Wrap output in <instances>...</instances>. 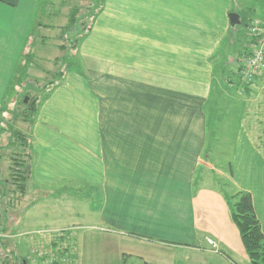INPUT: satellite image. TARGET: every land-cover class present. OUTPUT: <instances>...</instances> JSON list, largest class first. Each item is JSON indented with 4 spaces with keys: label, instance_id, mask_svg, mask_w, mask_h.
Returning <instances> with one entry per match:
<instances>
[{
    "label": "crops",
    "instance_id": "obj_1",
    "mask_svg": "<svg viewBox=\"0 0 264 264\" xmlns=\"http://www.w3.org/2000/svg\"><path fill=\"white\" fill-rule=\"evenodd\" d=\"M234 3L104 0L79 46L81 70L65 71L48 87L32 124L12 122L31 143L32 174L22 194L6 184L10 133L0 136V162L7 161L0 171V262H12L14 244L21 252L38 249L48 223L68 226L57 218L82 213L84 195L90 225L71 233L70 264H252L225 195L250 191L264 231V145L244 117L233 124L225 117L226 107H249L231 89L234 80L245 85L237 62L247 44L237 49V36L232 40L228 70L223 64L217 75L213 63L230 37ZM37 10L38 0H0L3 126L17 65L34 44ZM263 91L264 72L245 88ZM211 108L215 123L224 124H215L217 140L234 130L231 192L197 173L214 166L207 155Z\"/></svg>",
    "mask_w": 264,
    "mask_h": 264
},
{
    "label": "rangeland",
    "instance_id": "obj_2",
    "mask_svg": "<svg viewBox=\"0 0 264 264\" xmlns=\"http://www.w3.org/2000/svg\"><path fill=\"white\" fill-rule=\"evenodd\" d=\"M100 1L101 0H38V13L41 12L43 14V16L41 15V18L43 21H45V23L65 22L66 19L64 20L61 18H66L65 16L67 13L72 10L71 7L75 6L80 8L78 20L75 28L68 32L69 34H61L60 31L56 29L53 30L46 27L41 28V35L51 36V38L48 39L49 42L46 44L42 43L43 36H32L33 39L31 40H33L34 44H29V49L25 50V55L27 59L29 56L32 57L33 61H26V58H22L17 65V73L15 75L16 77H14V81L11 84V89L4 103V105L7 106V110L8 107L12 105V109L9 108L8 110L10 114L9 122L5 120L7 117L3 119L5 121L4 126L3 123L0 122V136L4 137L10 133L9 128L10 125H12L14 114L23 109V101L27 96L28 100L30 96L41 97L42 95H45V91L48 89V86H52L54 83L63 78L57 72L59 71V67L61 65L62 69L64 70L67 63L73 62L76 64L73 66V68L78 69L77 63L79 62L80 51L75 47L74 43H76L78 37L83 33V27L85 26V28H87V26L91 24L93 19L92 16H94L95 12L100 8ZM234 1L235 3L231 12H238L241 15L242 22L241 24H237L232 28L229 39L219 46L215 56L213 57V63L215 64L217 75L221 72V66L223 64L225 65H223L222 68L225 67L227 70L230 68L227 60L229 59V54L234 52L233 43L235 42H232V40L235 38V36H237V49L242 48L243 44L246 45L248 43L249 29L246 28L247 22H250V20L255 17L264 21V9L261 7V4L258 0ZM55 13L61 16L59 18H54V16H56ZM36 24L37 23L34 22L31 33H34L37 30ZM62 43L67 45L66 49L63 51L55 45ZM57 57H63L62 59H65H60L57 63H55V58ZM26 62H28V65ZM237 63L239 65V62ZM232 69L234 71V68ZM225 71L223 72L225 74L224 81L226 83L227 78H231V74L229 75L227 74V71ZM234 82L237 87H231V89H233V93L236 94L235 97L237 96L236 98L241 99L243 102L249 101V107H247V103L243 106H240L239 104L238 107H226L227 114L225 117L232 124L234 122L237 123V121L239 122L240 119L244 117L246 126L252 127V132L256 136H260L259 142L261 144L263 143L264 145V91L261 93L254 92L252 94H247L245 93L246 84L242 86L237 82V80H234ZM217 90L218 88L215 87L214 91L216 92ZM252 98L254 102H251ZM214 102L215 99L213 100V103L211 100V105L213 108L215 107ZM210 111L209 123H211V129L209 134L207 155L210 156L211 163L214 166L209 169L200 166L197 173L199 175L206 174L207 179L205 181L209 185L221 188L223 191L226 190L231 192L232 181L227 172L231 169V149L233 144L232 136L234 134V130L233 128L229 129L217 140V132L215 130V121L217 119L216 116L213 115L214 113L212 108ZM13 124L15 125V123ZM216 125L222 126L224 128L223 120L218 122ZM9 138L10 136L7 137V140H9ZM3 139L5 140V138ZM0 157L2 158L1 153ZM3 157L4 159H2L0 162V171H3L4 165L7 164L5 156ZM203 159L205 160L206 158L203 157ZM219 169H222L226 175L222 176L218 174ZM79 187L82 191H85V188L82 187V185H79ZM73 197L74 196H72V199ZM78 198L82 200V202L79 203V208L82 210V213H80V211H78L79 213L69 212L70 214H63L57 218V221H59L60 224L69 223L68 226H58V228H54L52 227L51 223H48V226L42 227L43 229L49 230L42 232L44 236L43 239L45 241L42 242V244L36 245V248L39 246L38 249H32V251L30 250L29 253L21 252V250L16 247V244H14V257L12 262L11 259H3L1 260L0 264H25V259H27L31 264L45 263L54 259L62 261L64 264H70L73 262L71 259V254H73L75 249V240L71 233L77 229H82L85 231L87 230L88 225H90L88 222H86V220H89L90 217H87L86 214V202L84 200L85 196H78ZM93 200V205L99 204V196H94ZM75 225L78 228H76ZM77 225H80V228ZM17 239L20 240L21 237L18 236ZM15 242L17 243L16 240ZM36 250L38 251L36 252ZM23 254L25 255L24 259Z\"/></svg>",
    "mask_w": 264,
    "mask_h": 264
},
{
    "label": "trees",
    "instance_id": "obj_3",
    "mask_svg": "<svg viewBox=\"0 0 264 264\" xmlns=\"http://www.w3.org/2000/svg\"><path fill=\"white\" fill-rule=\"evenodd\" d=\"M261 4V7L264 9V0H258ZM104 0L100 1V8L103 5ZM72 10L67 13L65 16V22H55V23H45L41 18L43 14L41 12L38 13L39 20L37 23L36 31L32 34L33 37L43 36L42 43L46 44L49 42L50 35H41L38 33V27H46L53 30L60 31L61 34H69L68 32L75 28V25L78 20L79 9L78 7H71ZM99 10H97L94 14L91 24L85 28L83 24V33L78 37L76 43H74L75 47L79 49L80 43L83 38L90 32L92 29L93 23L98 15ZM39 9V7H38ZM38 11V10H37ZM56 14V13H55ZM54 14V15H55ZM61 15L54 16V18H59ZM249 21L246 24V28L249 29ZM233 28L234 26L231 25ZM82 28V27H81ZM59 34V35H61ZM249 39V37H248ZM65 43L59 44L58 47L60 50H65L67 45ZM30 55V54H28ZM63 58V57H62ZM62 58H55V63H57ZM65 59V58H64ZM62 59V60H64ZM33 61L32 57L26 58V61ZM67 63V62H66ZM28 65V62H26ZM76 65L73 62H69L66 65V68L63 70L62 65L59 67L60 76L63 77V73L65 71L73 68ZM78 68L81 70L80 59L77 63ZM56 72V73H57ZM16 77V76H15ZM14 80V78H13ZM60 81V80H59ZM58 81V82H59ZM55 85V83L53 84ZM48 86V85H46ZM51 87V86H48ZM47 90V89H46ZM23 109L19 110L14 114L13 122L16 123L17 120H21L25 123L32 124L35 120V115L37 113L39 107V96L29 98L28 102L23 101ZM10 138L7 144L8 149V157H9V179L6 181V184L10 187H13L15 191L19 193H24L26 191L27 183L32 174L31 168V143L28 136L18 129L14 125H10ZM21 194H18L21 196ZM230 213L233 221L237 225L242 242L247 251V254L251 260L252 264H264V231L261 227V222L257 216V213L254 208L253 197L250 191L247 190H237L235 193H225ZM25 264H31L27 259H25ZM5 263V262H4ZM35 264H64L62 261L54 259L52 261H48L45 263H35Z\"/></svg>",
    "mask_w": 264,
    "mask_h": 264
},
{
    "label": "built area",
    "instance_id": "obj_4",
    "mask_svg": "<svg viewBox=\"0 0 264 264\" xmlns=\"http://www.w3.org/2000/svg\"><path fill=\"white\" fill-rule=\"evenodd\" d=\"M248 49L239 56V73L246 85H252L257 76L264 72V21L253 18L249 23ZM213 243V240L210 239Z\"/></svg>",
    "mask_w": 264,
    "mask_h": 264
},
{
    "label": "water",
    "instance_id": "obj_5",
    "mask_svg": "<svg viewBox=\"0 0 264 264\" xmlns=\"http://www.w3.org/2000/svg\"><path fill=\"white\" fill-rule=\"evenodd\" d=\"M229 19L232 26H236L242 22L241 15L238 12H230ZM24 102H28V96L25 98Z\"/></svg>",
    "mask_w": 264,
    "mask_h": 264
}]
</instances>
